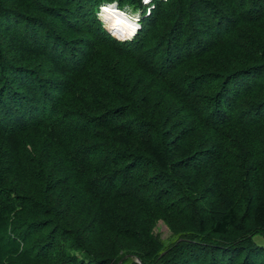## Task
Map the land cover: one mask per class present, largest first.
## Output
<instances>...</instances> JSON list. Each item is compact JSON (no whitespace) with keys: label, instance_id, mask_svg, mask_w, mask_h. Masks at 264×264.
<instances>
[{"label":"trees","instance_id":"trees-1","mask_svg":"<svg viewBox=\"0 0 264 264\" xmlns=\"http://www.w3.org/2000/svg\"><path fill=\"white\" fill-rule=\"evenodd\" d=\"M109 1L0 0V264H264V0Z\"/></svg>","mask_w":264,"mask_h":264},{"label":"bare ground","instance_id":"bare-ground-1","mask_svg":"<svg viewBox=\"0 0 264 264\" xmlns=\"http://www.w3.org/2000/svg\"><path fill=\"white\" fill-rule=\"evenodd\" d=\"M100 15L103 21L107 22L108 28L118 37L131 38L135 35L136 28L138 27L137 19H134L136 16L134 17L128 12L119 9L114 4H105Z\"/></svg>","mask_w":264,"mask_h":264},{"label":"rangeland","instance_id":"rangeland-1","mask_svg":"<svg viewBox=\"0 0 264 264\" xmlns=\"http://www.w3.org/2000/svg\"><path fill=\"white\" fill-rule=\"evenodd\" d=\"M116 1L118 2V0H112V1H109V2H106V3H116ZM108 5V4H107ZM138 7V6H137ZM137 7H132L130 5H125V6H122V10H125L126 12H128L129 14H136L139 10L137 9ZM141 11V10H140ZM101 14V12H99ZM150 13H146L145 15H148ZM102 16H104V14H102ZM99 17H101L99 15ZM102 18V17H101ZM101 20V19H100ZM103 26H106L108 28V25H107V22L105 23V21L103 22ZM109 29V28H108ZM117 36V35H116ZM134 37V36H133ZM124 38H127V37H124ZM130 37H128L127 39H129ZM166 104L168 107H171L173 106L174 104V100L172 98H169L167 101H166ZM171 110V108H168ZM173 109V108H172ZM179 228L181 227L179 224H178ZM153 231L155 234L159 235L160 237L162 238H169L171 236H174V229L171 227V225L165 221L163 218H160V219H157L156 222H155V225L153 227ZM254 241L258 244V245H261V246H264V235H255L254 236ZM137 261V259H136ZM137 262H140L139 260ZM116 264H122V260H119Z\"/></svg>","mask_w":264,"mask_h":264},{"label":"built area","instance_id":"built-area-1","mask_svg":"<svg viewBox=\"0 0 264 264\" xmlns=\"http://www.w3.org/2000/svg\"><path fill=\"white\" fill-rule=\"evenodd\" d=\"M142 1H143V4L146 5V7H147V12L150 13V11L155 7V0H142ZM164 1H166V0H164ZM138 13H137V15H138ZM134 19L135 20L137 19V21H138L139 20V16H137Z\"/></svg>","mask_w":264,"mask_h":264},{"label":"water","instance_id":"water-1","mask_svg":"<svg viewBox=\"0 0 264 264\" xmlns=\"http://www.w3.org/2000/svg\"><path fill=\"white\" fill-rule=\"evenodd\" d=\"M115 6H117V3H114Z\"/></svg>","mask_w":264,"mask_h":264}]
</instances>
